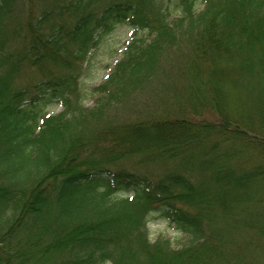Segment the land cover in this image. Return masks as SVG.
Instances as JSON below:
<instances>
[{
    "label": "trees",
    "instance_id": "trees-1",
    "mask_svg": "<svg viewBox=\"0 0 264 264\" xmlns=\"http://www.w3.org/2000/svg\"><path fill=\"white\" fill-rule=\"evenodd\" d=\"M28 2L24 24L23 0H0V264H260L264 0ZM118 23L149 37L86 105L80 63ZM24 64L44 76L18 84ZM166 74L171 107L112 120ZM137 154L165 171L114 164ZM156 211L186 245L150 238Z\"/></svg>",
    "mask_w": 264,
    "mask_h": 264
},
{
    "label": "rangeland",
    "instance_id": "rangeland-1",
    "mask_svg": "<svg viewBox=\"0 0 264 264\" xmlns=\"http://www.w3.org/2000/svg\"><path fill=\"white\" fill-rule=\"evenodd\" d=\"M28 3V0H23V4L21 5V7L23 8L22 17L20 18V20L23 19L24 24L26 22V14L29 8ZM34 4L36 8H39L43 5V0H34ZM24 34H26V28H24L19 34V41ZM135 37L147 38L149 37L148 31L138 29L127 23H118L111 32L103 34L101 36L98 45L91 50V52L87 55L85 61H82L80 63L78 69L80 71L79 86L82 94L84 95V103L86 105L94 104L96 97L94 88L104 80H106L117 61L123 57L127 42L131 41ZM20 44L21 43L18 42L16 47H18V45ZM177 56L178 53H176L174 56L178 60ZM42 76H44V71H42L40 68H30L29 66H26V64H24L20 75L16 79V82L20 85H26V83L31 85L33 81L40 79ZM168 79H170V77H168V74H166L161 78V80L159 79L155 83H152L151 86H148L140 93L138 99L133 102V104L129 106V108L123 107L119 109V111L112 117V120L117 119L116 121L120 122L125 120L128 121L130 118L144 115V113H146L147 111L151 112L150 110H165L171 107V103L175 102L176 99L168 90V87L173 84H171ZM241 102L242 98L236 96L234 105L240 106ZM61 109L62 107L60 104L53 102L45 106V111H49L50 113H57ZM208 119L220 120L221 117L219 116V114H215ZM120 131L122 132L123 129L117 128L116 131H113V134L117 135ZM141 157L142 155L137 154L134 156H130L129 158H121L114 164L116 167L124 166L130 169L149 171L150 173H154L156 177H160V174L165 171L164 165L160 163H142L140 160H142L143 157ZM261 180V178H258L253 183L255 184L254 186L256 188L257 184ZM122 193L123 192H120L119 195H121ZM259 200H261V202L264 201V193L259 197ZM148 226L149 235L153 241L158 238H168L171 242V245L175 248L182 247L189 242L190 237L188 234L178 229L173 223H171L168 219L162 217L157 211L150 214ZM237 232L238 243L241 242L245 245L246 242H250V238L252 236L251 231L244 229L237 230ZM257 242L264 247V235L257 239ZM251 243L256 244L254 239H252ZM247 248L248 247H246L245 249ZM251 248H248L247 250V254H249L251 260L260 264L264 263V254L262 256V253L260 251V257L255 258L254 254L250 252ZM257 251L258 250H256V252Z\"/></svg>",
    "mask_w": 264,
    "mask_h": 264
}]
</instances>
